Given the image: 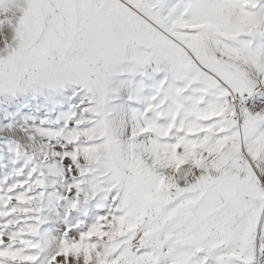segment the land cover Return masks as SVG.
Here are the masks:
<instances>
[{"label": "snow or ice", "instance_id": "obj_1", "mask_svg": "<svg viewBox=\"0 0 264 264\" xmlns=\"http://www.w3.org/2000/svg\"><path fill=\"white\" fill-rule=\"evenodd\" d=\"M0 264H264V0H0Z\"/></svg>", "mask_w": 264, "mask_h": 264}]
</instances>
